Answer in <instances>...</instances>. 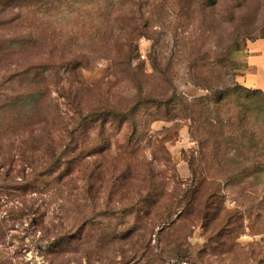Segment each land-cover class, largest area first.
Listing matches in <instances>:
<instances>
[{
	"label": "rangeland",
	"instance_id": "rangeland-1",
	"mask_svg": "<svg viewBox=\"0 0 264 264\" xmlns=\"http://www.w3.org/2000/svg\"><path fill=\"white\" fill-rule=\"evenodd\" d=\"M0 2L15 12L25 6V49L38 40L44 53L54 48L88 61L77 69L57 64L45 85L16 83L14 95L42 91L41 108L54 113L56 104L64 117L77 115V106L97 114L138 107L133 125L103 115L106 124L89 128L101 179L73 173L26 203L0 196V264H264V96L241 78L248 42L264 38V0ZM127 37L134 38L132 54ZM219 90L235 126L222 116L223 131L203 142L195 130L191 136L190 105L209 97L212 106L218 93L211 91ZM172 97L182 105L169 103ZM215 118L200 129L219 126ZM45 128L61 139L55 125ZM32 138L26 130L5 145L13 156L4 169L9 179L24 167L31 176L24 157ZM30 202L39 212L22 216ZM73 228L72 244L51 252L54 239Z\"/></svg>",
	"mask_w": 264,
	"mask_h": 264
},
{
	"label": "trees",
	"instance_id": "trees-1",
	"mask_svg": "<svg viewBox=\"0 0 264 264\" xmlns=\"http://www.w3.org/2000/svg\"><path fill=\"white\" fill-rule=\"evenodd\" d=\"M2 12H5L4 17H0V28L1 29H12L11 34L2 35L0 33V196H14L20 203H26L27 196L33 193H41L44 186L59 185L62 179L71 180L70 175L78 173L85 179L88 180L95 175L97 179H101L104 176L103 167L101 168L99 161L95 164L90 160L93 151L89 137V128H93L97 124L104 125L103 115L117 125L123 126L125 123H131L137 115V105H131L132 107L128 110H115L110 109L101 111L102 113H92L89 110L83 109V107L77 106V115L73 117H64L61 114L55 112L57 105L52 104L54 113L41 108L44 101L42 97V91H38L39 97H24L23 94H16L15 84L19 86L26 85L29 89H38L40 85L48 82V72H53L57 64L67 63L71 65L72 69H77L78 66L88 62L84 58H72L69 56L63 57L64 53L55 54L54 48L44 53L41 51L42 44L38 40H32V45L25 49L29 43L28 37L22 32L23 23L20 22L22 10L25 6L21 5L20 11L15 12L9 4L0 2V8ZM2 18V19H1ZM21 32H18V30ZM119 39L118 36H115ZM29 40V39H28ZM31 41V40H30ZM133 41L134 38L127 37L124 45L131 54L133 52ZM105 43V42H104ZM25 51V52H24ZM60 55V56H57ZM129 61V58H128ZM68 70V69H67ZM12 83V84H11ZM240 84V83H239ZM231 84L224 87V90ZM237 86H241L242 84ZM244 88H250L245 84L242 85ZM24 87V86H23ZM253 88V87H252ZM219 90L211 91L214 97L212 106L209 105V97L194 100L190 105V122L195 126L191 136L197 133L199 138L203 142L209 140V138L216 135L217 130L223 131L224 118L229 126H235L233 123L230 124V120L233 118V114L230 115L231 108L224 102L225 92ZM253 90L260 92L264 96V92L253 88ZM29 93L27 96H32ZM181 97H172L169 103L182 105ZM235 115L240 113V107H233ZM171 112V111H170ZM53 113V114H52ZM52 114V115H51ZM210 114L216 115V123L211 124L208 130H201L202 126L205 127L209 122L207 116ZM224 118H223V117ZM229 116V117H227ZM102 122V123H101ZM56 126V130L62 132L61 139H57L56 135L53 137L50 132L46 131L47 126L51 131L52 126ZM228 126V127H229ZM201 128V129H200ZM26 130H31L32 135L36 138H32V144L30 145V153L24 157V161L28 167H33L30 172L31 176L27 179L24 174V169L16 170L15 178H21L17 180L10 178L8 173L4 172L6 162L12 163L13 156L11 155V149H5L7 142ZM201 130L202 132H200ZM63 135V136H62ZM130 143H132V136L129 137ZM102 145L96 147V150H102ZM131 151L133 148H130ZM41 161L39 167L34 166L35 161ZM25 166V165H24ZM15 170V169H12ZM12 172V171H11ZM19 176V177H18ZM41 178V179H39ZM60 182V183H59ZM69 182H67V185ZM59 188L55 187L53 192L58 191ZM87 191V190H86ZM18 211V210H16ZM39 212V206L35 205V202H30L22 208V216L25 214H36ZM21 216V217H22ZM35 217V215H34ZM87 218L83 217V233L86 225ZM38 224L42 223V219L37 220ZM81 222V221H80ZM81 227V226H80ZM77 233V232H76ZM74 232V228L70 229L67 235L57 236L53 243L54 248L51 252L59 253L62 250V242L65 246H70L75 236H78ZM5 236L4 224L0 220V238ZM83 236L79 234V237Z\"/></svg>",
	"mask_w": 264,
	"mask_h": 264
},
{
	"label": "crops",
	"instance_id": "crops-1",
	"mask_svg": "<svg viewBox=\"0 0 264 264\" xmlns=\"http://www.w3.org/2000/svg\"><path fill=\"white\" fill-rule=\"evenodd\" d=\"M247 68L242 83L264 92V38L251 40L247 44Z\"/></svg>",
	"mask_w": 264,
	"mask_h": 264
}]
</instances>
